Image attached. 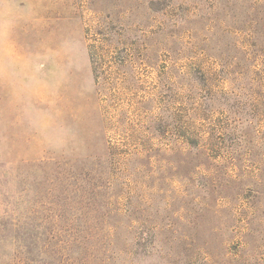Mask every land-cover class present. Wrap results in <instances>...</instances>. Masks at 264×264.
<instances>
[{
    "label": "rangeland",
    "instance_id": "1",
    "mask_svg": "<svg viewBox=\"0 0 264 264\" xmlns=\"http://www.w3.org/2000/svg\"><path fill=\"white\" fill-rule=\"evenodd\" d=\"M0 176L46 264H264V0H0Z\"/></svg>",
    "mask_w": 264,
    "mask_h": 264
},
{
    "label": "trees",
    "instance_id": "2",
    "mask_svg": "<svg viewBox=\"0 0 264 264\" xmlns=\"http://www.w3.org/2000/svg\"><path fill=\"white\" fill-rule=\"evenodd\" d=\"M3 188L4 184L0 181V264H10L17 257L25 264H46L40 259L48 255L45 233L31 231L35 223L29 216L17 214L13 197L6 194ZM33 249L37 250L36 254H33Z\"/></svg>",
    "mask_w": 264,
    "mask_h": 264
}]
</instances>
